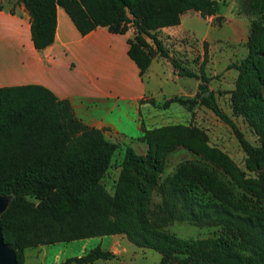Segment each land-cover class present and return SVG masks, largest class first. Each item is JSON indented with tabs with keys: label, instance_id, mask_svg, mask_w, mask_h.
Here are the masks:
<instances>
[{
	"label": "trees",
	"instance_id": "16d2710c",
	"mask_svg": "<svg viewBox=\"0 0 264 264\" xmlns=\"http://www.w3.org/2000/svg\"><path fill=\"white\" fill-rule=\"evenodd\" d=\"M19 1L29 11L33 43L39 49L53 41L56 7L61 5L82 34L97 26L126 32L130 22L136 33L128 39V53L141 74L159 52L177 74L202 81L206 56L198 72L190 70L167 50L155 31L179 23L187 10L206 16L220 12L226 4V0ZM245 1L257 17L246 55L232 64L238 74L229 90L230 105L259 142L251 143L243 136L212 91L203 94L208 89L203 82L198 89L199 102L233 124L246 153L245 164L257 176H245L226 152L208 143L198 125L166 123L144 129L145 154L125 146L110 192L102 177L119 147L117 142L109 140L103 129L81 123L67 101L46 86H0V193L10 196L0 225L17 264H24L28 246L113 233H124L139 246L159 250V264H264V0ZM186 99L174 96L163 103ZM179 144L203 154L244 191L237 194L215 167L192 159L181 161L161 179L164 152ZM153 193L160 197L154 203ZM174 220L216 225L220 232L180 237L165 228ZM114 255L96 245L57 264L88 263Z\"/></svg>",
	"mask_w": 264,
	"mask_h": 264
},
{
	"label": "crops",
	"instance_id": "0c3cea01",
	"mask_svg": "<svg viewBox=\"0 0 264 264\" xmlns=\"http://www.w3.org/2000/svg\"><path fill=\"white\" fill-rule=\"evenodd\" d=\"M1 3L0 86L36 83L48 87L67 101L72 115L81 123L103 129L109 140L117 142L121 155L126 145L139 153L147 150L144 129L157 125L146 121L144 103L149 110L152 101L174 96L185 99L195 94L192 80L177 74L159 52L153 55L144 73H140L128 53L133 25L126 32L97 26L82 34L66 10L57 5L54 39L39 49L33 43L31 16L24 3L19 0ZM185 13L179 23L158 29L176 34L185 32L182 26ZM156 64L168 67L170 81L177 87L170 90L162 87Z\"/></svg>",
	"mask_w": 264,
	"mask_h": 264
},
{
	"label": "rangeland",
	"instance_id": "374dc122",
	"mask_svg": "<svg viewBox=\"0 0 264 264\" xmlns=\"http://www.w3.org/2000/svg\"><path fill=\"white\" fill-rule=\"evenodd\" d=\"M256 17L257 14L250 9L245 0H226V4L216 14L202 16L199 11L187 10L182 25L185 32L176 34L165 29H157L155 33L163 41L164 46L186 68L198 72L199 65L206 56L204 61L206 78L202 81L199 78L184 75L183 78L192 80V92L196 89L195 94L187 97L184 102L152 101V108L149 110L147 105L143 104L145 119L152 125L182 122L201 127L207 134L208 143L226 152L229 158L245 171V176H257V171L246 166V153L234 131L233 124L251 143L257 144L259 140L244 118L233 113L229 90L235 86L238 74V70L232 64L246 55L252 21ZM130 27L132 28V24L129 22L126 31ZM135 33L136 30H132V37ZM145 37L154 48L153 40L147 35ZM157 66L159 67L157 75L160 76L162 87L168 90L172 89V86L177 87L170 81L168 67ZM200 82L207 86L209 92H213L217 103L228 114L233 124L199 102ZM262 92L264 94V84ZM132 131L136 133L135 129ZM137 149L141 151L139 147ZM120 153L119 149H116L111 164L102 177L105 187L110 192H113L119 175L123 157ZM186 159L197 160L215 167L218 174L232 184L237 194L244 191L227 172L206 160L203 154L180 144L164 152L163 171L160 178L172 173L176 166ZM159 199L158 194H152V203ZM165 228L180 237H204L217 235L220 232L219 226L199 225L189 220H174ZM96 245L112 250L115 255L106 259L98 258L88 263L71 262L69 264H159L162 256L159 250L133 243L124 233H113L28 246L25 248L24 264H57L68 257L81 255Z\"/></svg>",
	"mask_w": 264,
	"mask_h": 264
},
{
	"label": "water",
	"instance_id": "95a60500",
	"mask_svg": "<svg viewBox=\"0 0 264 264\" xmlns=\"http://www.w3.org/2000/svg\"><path fill=\"white\" fill-rule=\"evenodd\" d=\"M209 90L203 91V94H208ZM10 196L0 193V215L7 207ZM0 264H17L14 249L4 240L2 227L0 225Z\"/></svg>",
	"mask_w": 264,
	"mask_h": 264
}]
</instances>
